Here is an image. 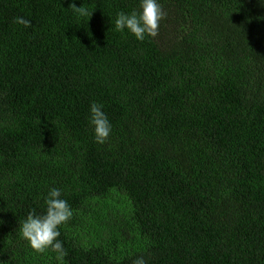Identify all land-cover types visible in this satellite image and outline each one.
<instances>
[{"label":"trees","instance_id":"16d2710c","mask_svg":"<svg viewBox=\"0 0 264 264\" xmlns=\"http://www.w3.org/2000/svg\"><path fill=\"white\" fill-rule=\"evenodd\" d=\"M160 2L139 42V0H0V264H264V0ZM51 186L59 260L20 233Z\"/></svg>","mask_w":264,"mask_h":264},{"label":"clouds","instance_id":"9594fccd","mask_svg":"<svg viewBox=\"0 0 264 264\" xmlns=\"http://www.w3.org/2000/svg\"><path fill=\"white\" fill-rule=\"evenodd\" d=\"M72 11L80 17L91 16L92 10L71 4ZM165 13L160 0H139L137 9L130 12L123 10L117 12L114 20V29L124 33L127 31L137 41L143 42L146 38H155L158 35L161 21ZM25 28L32 27L31 20L24 16H17L13 21ZM103 105L95 101L90 103L88 123L92 129L93 140L99 145L105 144L112 133V124ZM74 211L68 200L63 198L62 189L48 187L44 196V211L37 213L30 210L20 225L22 238L38 253L51 250L56 254V259H63L67 255L65 242L60 239L61 225L72 219ZM132 264H149L144 255L135 257Z\"/></svg>","mask_w":264,"mask_h":264}]
</instances>
